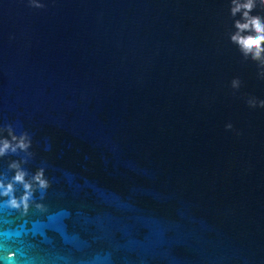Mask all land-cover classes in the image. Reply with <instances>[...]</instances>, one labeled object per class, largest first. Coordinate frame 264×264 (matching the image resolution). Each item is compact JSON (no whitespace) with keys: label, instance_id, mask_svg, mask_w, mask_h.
I'll use <instances>...</instances> for the list:
<instances>
[{"label":"water","instance_id":"water-1","mask_svg":"<svg viewBox=\"0 0 264 264\" xmlns=\"http://www.w3.org/2000/svg\"><path fill=\"white\" fill-rule=\"evenodd\" d=\"M230 6L0 0V140L31 141L0 182L49 183L0 196V264H264V69Z\"/></svg>","mask_w":264,"mask_h":264},{"label":"clouds","instance_id":"clouds-1","mask_svg":"<svg viewBox=\"0 0 264 264\" xmlns=\"http://www.w3.org/2000/svg\"><path fill=\"white\" fill-rule=\"evenodd\" d=\"M259 8L264 11V0H231L230 15L234 18L233 28L235 31L230 36V40L237 46L241 55L246 60L255 62L260 69H264V16L253 15ZM239 17V19H235ZM239 80L233 81V87H239ZM252 106H255L253 104ZM259 106L264 108V101ZM8 136L11 138L0 140V157L8 153L28 152L31 147L29 136L24 133L20 136L13 134L11 128L8 130ZM9 168L15 171L12 182L4 184L0 182V196L7 197V207L23 211L27 214L29 210V201L32 199L34 185L38 186L41 191L49 187L48 181L44 178L43 169L36 172L32 181H26L27 172L22 170L20 163L12 162ZM14 184L23 185L24 195L19 198L15 197ZM42 209V205H37Z\"/></svg>","mask_w":264,"mask_h":264}]
</instances>
